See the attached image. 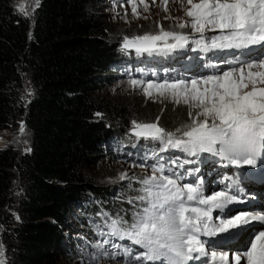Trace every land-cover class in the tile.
I'll return each instance as SVG.
<instances>
[{
  "label": "snow or ice",
  "instance_id": "snow-or-ice-1",
  "mask_svg": "<svg viewBox=\"0 0 264 264\" xmlns=\"http://www.w3.org/2000/svg\"><path fill=\"white\" fill-rule=\"evenodd\" d=\"M127 3L133 16L139 18L137 0ZM139 3L144 11L149 10L146 0ZM168 3L169 0H161L164 11H168ZM40 4L41 0H32L31 11L24 5L19 11L29 17ZM181 6L188 19L176 27L189 28V33L160 26L156 33L124 36L120 50H134L137 56H167L192 43L196 46L193 51L232 50L234 61L221 60L220 63L229 64L228 70L196 78L128 80L132 88L140 87L149 98L155 95L185 105L189 120L174 130L160 126L159 117L153 122L131 121L130 132L135 138L157 142L160 149L152 153L156 162L150 165L151 173L139 178L140 187L134 189L137 195L127 201L134 206L131 219L117 214L107 222V231L98 232L104 238L91 245L96 251L88 264L100 257H122L124 264H189L209 256L213 264H229L227 251L213 249L217 238L240 232H248L250 239L242 254H233L234 264H241L242 257L246 264H264V209L249 212L231 207L245 202L238 197L239 178L231 186L235 195L226 190L228 184L225 190L206 194L203 178L196 176L200 169H185V164L193 160L169 161L161 155L172 149L194 158L209 154L238 168L255 167L258 161L264 164V55L252 56L253 50H264V0H181ZM207 32L219 34L206 37ZM19 134L27 135L23 121ZM147 159L139 166L144 168ZM188 177L192 181L184 182ZM120 179L128 180V174L122 173ZM128 187L132 188V184ZM254 222L260 224L259 230H253ZM136 247L143 251L137 252ZM0 264H6L2 245Z\"/></svg>",
  "mask_w": 264,
  "mask_h": 264
},
{
  "label": "trees",
  "instance_id": "trees-1",
  "mask_svg": "<svg viewBox=\"0 0 264 264\" xmlns=\"http://www.w3.org/2000/svg\"><path fill=\"white\" fill-rule=\"evenodd\" d=\"M14 1L0 0V132L24 121L31 151L0 148V239L9 253L6 264H58L54 221L61 223L70 203L95 197L87 208L92 216L105 219L109 212L131 219L133 204L123 214L106 205L85 167L104 153L103 144L136 141L130 123L147 118L130 104L96 94L103 75L115 74L126 55L108 37L111 27L91 0H41L33 20ZM166 114L160 113V126L174 130ZM136 188L124 201L137 195ZM7 207L17 209V222Z\"/></svg>",
  "mask_w": 264,
  "mask_h": 264
},
{
  "label": "rangeland",
  "instance_id": "rangeland-1",
  "mask_svg": "<svg viewBox=\"0 0 264 264\" xmlns=\"http://www.w3.org/2000/svg\"><path fill=\"white\" fill-rule=\"evenodd\" d=\"M146 2L150 5L148 11H144L139 0H137V10L141 14L139 18L133 16L131 5L127 3V0H91V8L105 16L111 27V33L108 37L114 40L115 44L122 43V38L124 36L133 37L145 33H156L160 26H163L165 30H175L185 34L190 32L189 28L179 29L176 27L181 20L188 19L185 16V8L181 6V0H169L167 5L168 11H164L161 6V0H156L154 4L152 0H146ZM14 3L18 10L21 5H24L27 11H31V8L34 6L32 5V0H15ZM34 14L29 16L31 20H33ZM144 17H147V19ZM165 17L170 18L166 19ZM216 34L219 33L207 32L205 36L210 37ZM192 35L194 38H198L197 34L193 33ZM261 55H264V50L252 53L253 57ZM181 58L182 56L175 58V66H179L178 60ZM226 60L228 62H233L232 59L228 57H226ZM209 61L210 59L205 58V61L202 60L198 66L206 65ZM217 62V68L212 71L210 68L205 67L199 71L197 69L190 72L181 71V75L177 74L180 72V70H178V72L171 73L167 76L162 74L163 71L161 67L165 66L171 68V65H167L166 62L161 59L159 62L149 61L148 64L157 67L158 70H151L150 68L143 70V72L153 73L155 71L159 73V75H152L145 78L132 74H123V70L126 68L123 70L116 68L115 71H112L115 72V74L110 76H107V74L103 75L106 77V82L102 89L96 91V94L136 107L138 114L145 115V118H147L146 122L155 121L160 113L166 109V115L171 116L174 127H178L181 122L189 120L188 109L185 105L174 104L170 100L156 98L155 95L153 98H149L140 87L132 88L127 83L128 80L135 78L144 81L154 80L160 82L163 79L196 78L228 70V66H226L225 63H220V61ZM196 66L197 64L195 67ZM24 93L25 95H29V93H31V88L27 86ZM30 141V132L27 130V135L21 136L19 134V126L17 129H5L0 132V148L8 144H13L18 150L25 151L26 148H30ZM101 147L104 153L100 157H95L96 159L88 164L85 170L90 178L101 186L103 193L100 195H103V202L123 214L126 207L132 205L123 199V196L129 191L128 184L131 183L139 188L140 185L138 180L144 175L151 173L150 165L146 163L144 168L139 166L144 162L138 161V159H141L142 155L136 146L127 151L125 145L115 140L111 141L109 145L103 144ZM209 165L210 164L206 163L205 167L207 170L202 169L196 176L203 177L207 175L206 179L210 181V171L213 170V167ZM211 168L212 170H210ZM122 173H127L129 179L121 180L120 175ZM134 175L137 177L136 180L131 179ZM18 187L19 182L17 181L12 187V195L15 199H17L20 193ZM88 197L78 204L70 203L67 209L62 213L63 219L61 223L54 221L59 228L61 240L58 264H88L91 254L96 251L91 245L98 239L102 240L104 238L97 235L94 231H91L90 223L94 221V218L89 211V207L92 205V202L89 203V200L92 201L95 197H91L90 199ZM86 201H88V204ZM79 205L83 207V211H81L82 208L80 210ZM7 212L11 215V219L14 223L18 221L19 216L16 208L7 207ZM87 229H90V231ZM0 245H2V251H4L3 258L7 261L9 253L1 243V239ZM105 247L107 248L108 246ZM136 251H143V249L136 247ZM94 264H124V260L122 257H117L116 260H111L108 257H100Z\"/></svg>",
  "mask_w": 264,
  "mask_h": 264
},
{
  "label": "built area",
  "instance_id": "built-area-1",
  "mask_svg": "<svg viewBox=\"0 0 264 264\" xmlns=\"http://www.w3.org/2000/svg\"><path fill=\"white\" fill-rule=\"evenodd\" d=\"M2 250H3V248H2ZM4 252V251H3ZM5 262H6V260H5Z\"/></svg>",
  "mask_w": 264,
  "mask_h": 264
},
{
  "label": "bare ground",
  "instance_id": "bare-ground-1",
  "mask_svg": "<svg viewBox=\"0 0 264 264\" xmlns=\"http://www.w3.org/2000/svg\"><path fill=\"white\" fill-rule=\"evenodd\" d=\"M179 6V5H178Z\"/></svg>",
  "mask_w": 264,
  "mask_h": 264
},
{
  "label": "water",
  "instance_id": "water-1",
  "mask_svg": "<svg viewBox=\"0 0 264 264\" xmlns=\"http://www.w3.org/2000/svg\"><path fill=\"white\" fill-rule=\"evenodd\" d=\"M24 122V121H23Z\"/></svg>",
  "mask_w": 264,
  "mask_h": 264
}]
</instances>
